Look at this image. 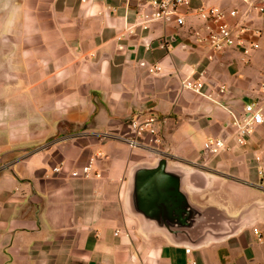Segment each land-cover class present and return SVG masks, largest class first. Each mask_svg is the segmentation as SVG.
Segmentation results:
<instances>
[{
	"label": "crops",
	"instance_id": "1",
	"mask_svg": "<svg viewBox=\"0 0 264 264\" xmlns=\"http://www.w3.org/2000/svg\"><path fill=\"white\" fill-rule=\"evenodd\" d=\"M149 1L9 0L0 264H264V120L240 143L231 114L258 102L264 116V0H191L182 25L145 22ZM201 5L240 10L229 20L260 47L197 43ZM201 71L220 103L183 86ZM149 112L162 142L145 134L130 146L121 136ZM209 137L226 147L207 150ZM162 155L201 173L186 185L193 201L235 220V232L188 252L130 211L131 170ZM88 164L89 177L72 176Z\"/></svg>",
	"mask_w": 264,
	"mask_h": 264
},
{
	"label": "water",
	"instance_id": "2",
	"mask_svg": "<svg viewBox=\"0 0 264 264\" xmlns=\"http://www.w3.org/2000/svg\"><path fill=\"white\" fill-rule=\"evenodd\" d=\"M194 179L200 182L201 173L190 172L165 155L141 162L133 167L129 178L130 211L147 228L186 248L235 232V220L215 206L193 201L186 185Z\"/></svg>",
	"mask_w": 264,
	"mask_h": 264
},
{
	"label": "built area",
	"instance_id": "3",
	"mask_svg": "<svg viewBox=\"0 0 264 264\" xmlns=\"http://www.w3.org/2000/svg\"><path fill=\"white\" fill-rule=\"evenodd\" d=\"M191 0H150L149 6L151 11L144 12L145 22L162 20H174L177 24H184L185 17L180 12L182 6L188 5ZM252 4V3H250ZM263 10V8H261ZM199 17L204 20L205 33L195 31L196 41L205 48L212 51H224L234 46H240L245 52H249L250 48H259L260 43L249 41L242 38V33L247 28L239 27L232 23L229 18L240 15V10L233 8L225 10L221 7L201 5L197 9ZM159 66H154L150 71H157ZM203 71L197 76H188L183 80V86L191 89L204 97L210 98L216 102L218 99L212 96V92L206 86ZM220 91L225 90V86L219 87ZM220 103V102H219ZM232 126L234 127V136L240 143H245L248 135L254 130L255 126L263 122V107L258 102H249L245 105L242 114L231 112ZM160 119L155 113L149 112L144 116L134 117L130 121L131 134L122 135L121 138L132 147L142 146L141 137L145 134L150 135V141L155 145L162 142L159 134ZM227 139L224 137H209L206 142V149L211 152H219L226 147ZM62 166H55V171H61ZM91 164L85 165L82 172L74 170L72 176L89 177ZM256 232H258L256 230ZM188 252L191 248L186 249Z\"/></svg>",
	"mask_w": 264,
	"mask_h": 264
},
{
	"label": "rangeland",
	"instance_id": "4",
	"mask_svg": "<svg viewBox=\"0 0 264 264\" xmlns=\"http://www.w3.org/2000/svg\"><path fill=\"white\" fill-rule=\"evenodd\" d=\"M8 4H9V0H4L0 5V10H2L0 12H1V15H3L2 18H0V25L1 24L3 25L2 28L0 26V61L1 62L3 61L4 63L6 62L7 54L5 53L6 49H5L4 44H5L6 40L3 37V35H4L3 33L7 31V26H6L7 25V19H3V18L5 16H7V11H6L7 9L6 8H7ZM3 53H4V55H3ZM3 66L1 67V73L2 74L4 71V70L2 71ZM9 82L10 81H8V78L7 79L5 78L3 81H0V96H1V98H0V114H2V122L3 123L7 122L9 120L10 116H12V114L10 115V110H12L14 108L13 104L10 103L8 97L7 98L4 97V95H8V93L13 94V92H11V89H6V88H8ZM24 94L25 93L22 92L23 100H24ZM33 116H35V115H33ZM35 119H37V118H33V120H35ZM3 148H4V146H3ZM19 151H23V150L19 149ZM1 156L3 157V155H1ZM6 160H7L6 158H2L0 163L4 164V163H6L5 162ZM148 160L149 161L153 160V158H150Z\"/></svg>",
	"mask_w": 264,
	"mask_h": 264
}]
</instances>
